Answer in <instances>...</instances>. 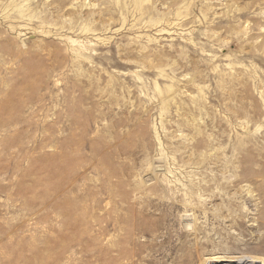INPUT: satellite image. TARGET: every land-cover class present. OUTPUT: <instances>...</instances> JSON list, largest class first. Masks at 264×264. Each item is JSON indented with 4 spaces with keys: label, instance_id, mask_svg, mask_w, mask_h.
Instances as JSON below:
<instances>
[{
    "label": "rangeland",
    "instance_id": "1",
    "mask_svg": "<svg viewBox=\"0 0 264 264\" xmlns=\"http://www.w3.org/2000/svg\"><path fill=\"white\" fill-rule=\"evenodd\" d=\"M0 264H264V0H0Z\"/></svg>",
    "mask_w": 264,
    "mask_h": 264
}]
</instances>
